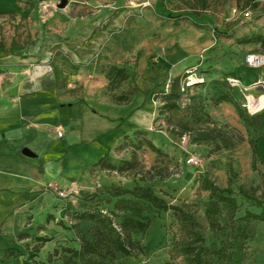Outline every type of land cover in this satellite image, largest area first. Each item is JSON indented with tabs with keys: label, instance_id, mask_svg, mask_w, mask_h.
Listing matches in <instances>:
<instances>
[{
	"label": "rangeland",
	"instance_id": "1",
	"mask_svg": "<svg viewBox=\"0 0 264 264\" xmlns=\"http://www.w3.org/2000/svg\"><path fill=\"white\" fill-rule=\"evenodd\" d=\"M60 2L0 0V56L4 51L20 52L39 32L57 33L71 19L92 17L100 22L96 31L102 40L87 64L91 60L104 70L125 68L129 79L116 95H129L133 102L118 111L124 120L119 127L122 141L116 147L110 146L109 137L100 141L109 145L101 148L96 161L106 156L108 161L91 170L93 189L60 200L53 195L40 202L18 197L11 204H26L25 209L1 211L0 264H32L29 252L36 245L41 249L35 259L43 264H85L66 262L69 255L63 249L78 247L83 237L91 240L95 223L82 222L76 230L64 217L84 212L85 204L109 214L119 200L113 196L116 188L148 187L169 205L184 207L204 229L207 247L219 248L230 229V216L223 209L219 222L229 229L213 234L204 213L209 197L204 176L221 188H232L237 218L247 211L260 212L241 190L257 200L264 193V139L258 140L264 134V116H258L264 113V66L255 68L246 61L250 54L264 57V0H68L62 10ZM54 59L48 52L42 61L43 77L53 74ZM60 60L59 68L66 73L65 64L72 60L65 52ZM232 72L242 83L243 103L232 97L230 102L220 101L232 93L225 83ZM177 77L185 88L180 109L163 113L162 95ZM109 111L104 110L113 113ZM207 133L216 138L204 141ZM252 141L261 149L255 165ZM73 154L65 160L66 173L79 182L81 162ZM80 157L84 160L86 154ZM190 159L197 165L189 164ZM230 166L238 175L231 185ZM93 194L99 195L97 200H85ZM144 206L150 228L134 236L141 251L115 264H188L181 247L191 241L189 228L174 211ZM248 230L246 264H264V223L250 222ZM56 236L60 245L54 242Z\"/></svg>",
	"mask_w": 264,
	"mask_h": 264
},
{
	"label": "crops",
	"instance_id": "2",
	"mask_svg": "<svg viewBox=\"0 0 264 264\" xmlns=\"http://www.w3.org/2000/svg\"><path fill=\"white\" fill-rule=\"evenodd\" d=\"M99 23L92 17L71 19L65 31L39 32L20 52L4 51L0 56V216L4 209L17 213L27 207L11 204L18 197L40 202L51 195L59 199L58 191H90L91 170L103 158L96 161L101 148L109 145L100 141L109 137L112 147L122 141L119 127L124 120L118 111L131 106L133 98L128 104L114 102L106 71L91 60L87 64L102 40L96 31ZM62 50L72 60L65 64L66 73L59 68ZM48 52L55 58L54 72L43 77L42 61ZM58 127L64 131L62 137ZM25 150L32 156H25ZM71 153L81 162L79 182L66 173L65 160ZM67 233L71 237L72 231Z\"/></svg>",
	"mask_w": 264,
	"mask_h": 264
},
{
	"label": "trees",
	"instance_id": "3",
	"mask_svg": "<svg viewBox=\"0 0 264 264\" xmlns=\"http://www.w3.org/2000/svg\"><path fill=\"white\" fill-rule=\"evenodd\" d=\"M262 45H264V42H262ZM250 55L260 56L259 54ZM104 71H106L105 77L108 81V91L112 94L114 102L117 104H128L131 96L125 94L118 96L115 94L122 84L129 79L125 68L111 66ZM230 78L239 80L235 72H232L231 76L226 77L225 83L231 89L232 93L222 96L220 101L230 102L232 101V97L239 103H243V91L237 86H232L228 82ZM182 91H185L182 78L177 77L172 81L169 91L162 95L160 104L163 113L175 112L180 109L179 102L183 96ZM258 116H264V113ZM124 138L129 139V136H125ZM214 138L216 137L212 134L207 133L203 135L204 141H210ZM261 139H264V134L258 140ZM251 145L255 165L261 159V149L259 150L257 143L254 141H252ZM150 146L157 153H161L153 144ZM217 149H221V147L219 146ZM107 161L108 157H103L96 166L103 167ZM229 175L231 185L238 177L232 166L229 168ZM202 183L209 192L208 204L204 212L209 229L213 234H217L226 232L230 227L225 241L221 243L219 248L211 249L207 247L204 229L194 220L191 212L183 209L184 207L169 205L148 187H137L134 190H121L120 188H116L113 196L119 200L116 202L114 210L108 212L109 214H104V210H99L98 207L89 210L91 209L90 206L85 204L84 212L65 215L64 218L76 230L82 222L95 223L91 240L83 237L78 247L63 249L69 255L66 262L78 263L81 261L86 262L85 264H115L120 258H131L137 255L141 251V248L134 236L139 233L145 234L150 228L149 219L144 214L146 208L144 204H146L149 208L156 211H174L177 218H180L181 222H184L189 228L192 235L191 241L181 247L182 256L185 257L188 264H246L247 246L250 241L248 224L253 221L264 223V193L262 194V199L257 200L252 198L248 192L241 190L240 193L245 199H249L259 205L260 212L254 213L247 211L244 216L237 218L239 206L236 198L233 196L232 188H221L209 175L204 176ZM98 196V194H93L85 197V200L95 201ZM126 196H129V198H125ZM223 209L229 213V227L223 226L219 222V215ZM116 218H119V220H116ZM76 233L78 232L76 231ZM48 242L49 240H43V243ZM40 249V246L36 245L29 252L32 264H43L35 259V255L40 252ZM58 253L56 249L54 254Z\"/></svg>",
	"mask_w": 264,
	"mask_h": 264
},
{
	"label": "built area",
	"instance_id": "4",
	"mask_svg": "<svg viewBox=\"0 0 264 264\" xmlns=\"http://www.w3.org/2000/svg\"><path fill=\"white\" fill-rule=\"evenodd\" d=\"M246 61H247L248 65H250L252 67H255V68H261V67L264 66V57L263 56L249 55V56H247ZM228 82L232 86H237V87H241L242 86V83L240 82V80H238L236 78H230V79H228ZM247 109L249 111L251 108L249 106H247ZM56 132H57V135L59 137L63 136V132L64 131H63V129L61 127H58ZM188 163L197 165L198 162H195L194 159H190ZM72 194H76L77 195V193L75 191H73L70 194H68L65 191H58V195H59L60 198H66V197H68L69 195H72Z\"/></svg>",
	"mask_w": 264,
	"mask_h": 264
},
{
	"label": "water",
	"instance_id": "5",
	"mask_svg": "<svg viewBox=\"0 0 264 264\" xmlns=\"http://www.w3.org/2000/svg\"><path fill=\"white\" fill-rule=\"evenodd\" d=\"M67 5H68V0H61V2L58 4V8L62 10L64 8H66ZM24 155L28 156V157L32 156V154H30L29 150H25Z\"/></svg>",
	"mask_w": 264,
	"mask_h": 264
},
{
	"label": "bare ground",
	"instance_id": "6",
	"mask_svg": "<svg viewBox=\"0 0 264 264\" xmlns=\"http://www.w3.org/2000/svg\"><path fill=\"white\" fill-rule=\"evenodd\" d=\"M262 104L264 105V97H263V99H262ZM252 107V106H251Z\"/></svg>",
	"mask_w": 264,
	"mask_h": 264
}]
</instances>
